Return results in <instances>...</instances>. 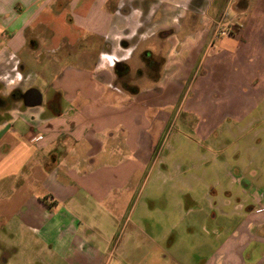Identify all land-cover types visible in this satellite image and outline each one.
I'll return each instance as SVG.
<instances>
[{"label": "crops", "instance_id": "obj_1", "mask_svg": "<svg viewBox=\"0 0 264 264\" xmlns=\"http://www.w3.org/2000/svg\"><path fill=\"white\" fill-rule=\"evenodd\" d=\"M141 1L150 24L170 25V78L130 93L111 88L103 48L137 35L128 4L0 0V56L12 59L15 77L28 72L23 52L41 48L32 41L37 30L52 24L41 19L53 17L45 7L66 6L99 47L79 53L83 65L55 62L46 108L11 99L19 78L6 85L0 73V233L18 220L50 256L45 264H264V0H236L217 43L222 20L205 14L216 0ZM186 14L203 18L197 36L189 23L179 27ZM73 36L51 33L38 56L71 54L83 42ZM185 82L178 109L186 108L190 136L202 144L175 135L168 145L173 129L158 123L175 120L165 110ZM109 92L124 97L107 102ZM124 103L123 113H107Z\"/></svg>", "mask_w": 264, "mask_h": 264}, {"label": "rangeland", "instance_id": "obj_2", "mask_svg": "<svg viewBox=\"0 0 264 264\" xmlns=\"http://www.w3.org/2000/svg\"><path fill=\"white\" fill-rule=\"evenodd\" d=\"M124 3H126V5L128 4V6H130L131 8H127V11L129 12L130 18L129 21L131 22V24L129 25L128 29L130 30H136L137 31V35L133 38V39H124L125 41L130 40L131 43H139V45H142L141 48L143 49L142 52H153L151 51L152 49H154V45H153V41L150 39H145L142 38L144 35L146 36L145 33H147L148 35L152 32L155 31H159L161 32H170V25L169 24H165V25H157L156 23L154 24H150L149 23V19L148 17H146L144 15L145 11V7L147 6V3H144L141 0H122ZM236 0H216L213 3L212 9L210 11V14H208L207 12L205 13L208 16L213 17V19H217V23L219 22V20L221 19V23L219 26V34L218 37L216 39V43L218 42V40L220 38H224L222 35L226 34V31L228 30V24H229V20L233 17H236L235 15V10L233 8L234 4H235ZM66 6H64L62 9H59L57 6L55 8H49V7H45L43 8V10L41 12H48L50 14H53L52 18H48L47 14L43 13L41 19L44 21V23L46 21H51L52 24H44L42 27H40L37 30V34L39 33L40 35L38 36V40L36 39H32V41H37L41 48L38 47V50H33V48H31V50L28 48L25 52H23V54L21 56L24 55L25 57V63L27 65V74L24 77H19L17 74V78H19L17 80V83H15V85L19 86L17 87L16 90H18L21 94L24 93L25 89H27L28 87H31L33 89H37L41 95H42V107L46 108V106H48L47 104L52 100L51 98L53 97V95L49 92L48 93V86L49 83L52 81V79L54 78V75H56L58 73V66H56L57 64H55V62L57 60H62L63 59V65L65 63H72V64H81L82 63V58L81 55H79V53L81 51H91L90 54H97L98 53V41L97 38L93 37L92 35H90V32H87L86 28L84 26H80V25H75L72 23V21L70 22V18L68 16V10L65 9ZM220 8L222 7L224 10L223 11H219V10H215V8ZM147 10V9H146ZM156 10V9H154ZM143 11V14H142ZM158 12H161L160 9L157 10ZM140 14H142L140 16ZM181 14V13H179ZM185 14V13H184ZM221 14H223V17L221 16ZM222 17V18H221ZM138 18V19H136ZM185 22H183V20L179 19V27H181V25L183 24L186 25V23H189V27H191V32H193L192 34H194V36H197L199 34L198 29L200 28L201 25V21L203 18H192V15L186 14L184 16ZM155 22V20L153 21ZM181 24V25H180ZM169 28V29H167ZM49 31V34H48ZM54 33V34H58L59 36H63V38L66 39H73L74 36L73 35H80L79 37L82 39L83 42L79 43L77 46L74 47V49L71 52V54L69 55H65L63 54L64 52H62L61 54H59L58 56H52V57H48L47 60L44 57H40L38 56V54H40V50L46 48L44 43L46 40H50V34ZM196 33V34H195ZM82 35V36H81ZM183 34L181 33L180 37H182ZM179 37V36H177ZM175 37V40H177L178 38ZM64 44H68L66 41L63 42ZM114 43V45H113ZM166 45L168 48H165V52H167V50H170V40L165 41ZM113 46V47H112ZM60 47V46H59ZM111 47V48H110ZM63 48V47H62ZM61 48V49H62ZM104 51L106 52L105 56V63L107 66H110L109 70L111 71L112 75L114 76V72H113V65L116 62H124L127 58H128V51L124 50V48H122L121 46H119V44L115 41L110 44H104ZM104 52V53H105ZM165 54V53H164ZM10 56V55H9ZM60 56H62L60 58ZM162 71L160 74V79L162 78V76H166L167 78H170V73H168V71H165L166 66H170V57L168 56H162ZM46 60V61H45ZM40 62L42 64H40ZM44 62V63H43ZM61 63V62H60ZM58 62V64H60ZM136 66L133 65L132 70H133V74L136 73L137 69L139 68V65H137V63L139 62H135ZM83 65V63H82ZM47 66L53 67L51 70H48L47 74H44V70L46 71ZM12 68V59H10L7 54H3L0 56V73H1V79L2 82L4 84L7 85V83H11L10 80L16 79L14 73H10V70ZM43 71V73L41 71ZM16 73H18V70H16ZM42 74V75H41ZM199 74L197 73L196 76H198ZM165 78V77H163ZM45 84H48V86H46ZM189 82H185V87H184V93L182 94L183 96H180L178 103H176V105L173 108L170 109H166L165 111H167L166 114H170L174 115L175 113H178V115L175 117V120L173 121V123L171 124L170 121L166 122L165 125H162L160 122L158 123L159 126H167L168 128H170L171 130L173 129L172 133H171V137L169 138L170 140L168 141V145H170V143L172 141H174V139H176L175 135L179 136V139L182 141L181 143H183V140H187L188 139H194L193 141H196L199 144H202L201 141L198 142L197 139L198 138H192L190 135L192 134V130L189 129V124H188V116L186 114V108L184 109H178V107L181 106L182 103V97L185 96L187 89L186 88L188 86ZM120 85V86H119ZM150 83H144L140 86V89L142 91H144L143 89L150 87ZM121 84H120V80L115 81V76H114V82L111 88H115L118 90L121 89ZM29 88V89H31ZM138 88V87H137ZM136 88V89H137ZM28 89V90H29ZM140 89H137V91H139ZM119 91V90H118ZM106 94V93H104ZM131 96V95H130ZM124 96L115 94L114 92H109L105 95V100L107 102L111 101L114 104H119L120 101L123 99ZM129 97V96H128ZM118 101V102H117ZM19 103L21 104V106H23L22 102L19 101ZM52 105H50L49 107H51ZM55 107V106H54ZM129 107V104H125L124 105H111L109 106V109L113 111L108 110L107 113L113 114L115 115L116 113H123L124 109ZM207 107V105H206ZM32 110V109H31ZM163 111V112H165ZM186 114V115H185ZM164 115V114H162ZM161 116V115H160ZM162 119L164 116H161ZM160 117V118H161ZM172 117V116H171ZM165 118V117H164ZM67 120V119H66ZM61 122L59 123V125L61 126V128H65V129H69L71 127V123L70 121H64V123L62 122V120H60ZM164 120H163V124H164ZM170 122V123H169ZM197 124V121L195 122ZM170 125V126H169ZM172 125V126H171ZM18 129V128H17ZM170 129H169V135H170ZM20 131L23 130V126L21 127V129H18ZM196 131V130H195ZM178 132V133H177ZM213 135V134H212ZM177 136V137H178ZM167 139V138H166ZM212 139H217V136L214 134ZM167 141V140H166ZM165 141V142H166ZM215 142V141H213ZM226 144H231V142H227L224 141L223 145ZM206 144V143H205ZM41 193H38L36 196L37 197H41ZM20 222L16 219H13L11 222H9L8 224L5 225V229L0 233V264H45V262L47 263L48 260L50 259V256L46 253L43 252L42 250H38V241L35 242V238L32 237L29 233H27L26 231L23 230H19L20 228ZM14 232L15 234V238H12L11 234ZM13 234V235H14ZM32 240V242H31ZM32 245L31 249L30 246ZM33 245L36 246V248H33ZM13 246V248H12ZM15 247L18 248V250H15ZM15 252H14V251ZM12 251L14 252V254H12ZM5 261V262H4Z\"/></svg>", "mask_w": 264, "mask_h": 264}, {"label": "flooded vegetation", "instance_id": "obj_3", "mask_svg": "<svg viewBox=\"0 0 264 264\" xmlns=\"http://www.w3.org/2000/svg\"><path fill=\"white\" fill-rule=\"evenodd\" d=\"M169 33L170 32L160 33L158 31L152 35L150 40L153 41L154 49L151 50L153 52H142V45H139V43L133 44L130 40H122L120 42V46L124 48V50H129L128 58L124 62L119 61L124 69L123 72H116V64L113 65L115 81L120 80V84L122 86L121 89L131 93L133 91H137V89H139L144 83L151 84L152 82H156L160 79V74L163 70V66H161L163 61L162 56H165V48H168L165 41ZM135 62H139L137 63L139 68L136 70L137 72L133 74L132 67L133 65L136 66Z\"/></svg>", "mask_w": 264, "mask_h": 264}, {"label": "water", "instance_id": "obj_4", "mask_svg": "<svg viewBox=\"0 0 264 264\" xmlns=\"http://www.w3.org/2000/svg\"><path fill=\"white\" fill-rule=\"evenodd\" d=\"M115 70L116 72H123L124 69L121 63L116 62ZM20 100L23 107L26 109L38 108L42 105V95L37 89H29L20 95Z\"/></svg>", "mask_w": 264, "mask_h": 264}, {"label": "trees", "instance_id": "obj_5", "mask_svg": "<svg viewBox=\"0 0 264 264\" xmlns=\"http://www.w3.org/2000/svg\"><path fill=\"white\" fill-rule=\"evenodd\" d=\"M134 92H135V91H133V93H134ZM19 95H20V92H19V91H13V92L11 93L10 98L17 102V101H20V99H19Z\"/></svg>", "mask_w": 264, "mask_h": 264}]
</instances>
